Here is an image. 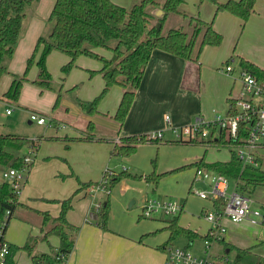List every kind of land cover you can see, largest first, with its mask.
Instances as JSON below:
<instances>
[{
  "label": "crops",
  "instance_id": "0c3cea01",
  "mask_svg": "<svg viewBox=\"0 0 264 264\" xmlns=\"http://www.w3.org/2000/svg\"><path fill=\"white\" fill-rule=\"evenodd\" d=\"M184 3L185 0L181 8H183ZM211 3L212 5L204 2L202 4L203 7L198 11L201 13V18L206 21H211L215 16L216 5L213 4V2ZM54 4L55 0H44L39 8H51L52 11ZM153 12L157 15L164 14L162 8H155ZM172 14L174 13L167 15L165 25ZM176 15L178 16L179 14ZM183 19L184 20H176V26H171L168 30L186 22L184 17ZM257 19H264V0L256 1L254 12L245 23L249 26L253 21H257ZM224 21L231 24V33L233 26L235 27L238 24L242 27L243 24L242 20L237 16L227 11H222L214 18V28L222 34H226L227 32L224 27ZM42 28V21L34 18L25 36L19 38L15 52L8 61V69L0 78V97L9 89L14 75H23L25 73L27 59L34 51ZM214 48H217L216 54L209 56L210 50ZM95 50L106 57L112 56V53L108 49L95 48ZM221 51L222 47L219 48L218 46L207 45L200 55L199 62H196L160 49H155L152 52L140 87L136 92L131 109L122 126L113 118L123 95L124 90L122 87L114 85L107 93L104 100L99 104V112L93 115L86 113L82 108L72 111L67 105V101L64 100V104L66 103L64 106L65 112H59V114L64 113L63 117L60 119L61 115L56 116L53 111H50L52 102L57 100L58 95L56 96L51 90L40 89V87L36 86L31 81L34 80L38 74V66L36 63L33 64V68H31L28 75L29 81L24 82L19 100L16 101L17 104L25 110L33 109L34 111L39 108L38 110L42 109L44 112H49V116H51L49 118H51L52 121L47 125L49 126L48 129L51 128L53 131L45 132L44 136L76 137L85 132H91L93 137L88 140H74L70 142L62 139L52 140L44 138L40 142L38 150L35 152L34 163L28 173L27 181L23 182L19 189L18 206L5 232L7 241L14 246H23L28 237L33 235L37 238L35 252H53L54 249L58 248L60 239L56 234H49L45 237V233L51 227V223L48 225L43 223V215L41 212H48L53 217L58 216L62 208L61 201L72 196L75 191L81 187L80 181L88 182L99 180L103 170L107 167H111L118 171V169L121 170L123 165H126L129 172L132 173L150 174L153 172L154 169L150 167L149 160L154 156L155 146L153 143L156 142L140 144L133 154L121 157L112 154L114 148V143L112 141L114 139L117 140L122 136L134 134L163 131L164 135L163 138H161L162 141L160 140L157 144L168 142L172 145H176V143L173 142L176 138L170 126L188 124L192 122L197 115L201 114L211 116L214 112H227L230 107L231 99L240 97L242 83L239 79L236 66H234V70L230 72H227L223 68L225 65L223 60L225 52L221 55ZM56 53L63 56L61 64L64 65L69 61V56L67 54L61 51ZM219 53L221 56H219ZM51 54L52 52L48 56L49 70H51ZM85 57L89 56L81 55L78 57L74 67L68 72V79H71L74 75L77 78L79 77L84 83L85 92L78 98L79 103L80 100H91L97 96L104 86L102 73L99 72L102 66L101 62L92 57H89L92 60L89 58L86 59ZM242 57L264 68V54H241L238 58L239 63ZM228 59H226V61ZM232 61L234 60L232 59ZM91 71H94V73L91 74ZM7 114L11 115L13 111ZM167 115L170 116L169 121L166 119ZM61 122L63 124H60ZM90 122H93L95 126L91 131L88 130V124ZM29 123L31 124L33 122L29 120ZM59 129L63 131L60 132ZM100 138L103 139L101 140ZM67 145H69V147H67ZM204 146H206L204 153H207L208 146ZM26 147L29 150L30 147ZM217 148L221 150L223 145H217ZM263 148L264 147L260 149ZM164 149H168V147H161V152ZM165 152L168 151L165 150ZM26 154L27 153H24L22 155ZM229 154L227 158L214 156L209 159L205 157V160L208 162L217 160L227 161L230 159L231 151H229ZM259 157L263 158V154L260 152ZM200 158L193 159L192 161L182 159L178 161L180 164L177 163L178 165H176V155H173L171 160L162 161L157 172L159 174L166 173L174 170L176 167L179 168L186 165H181V162H190L189 164H192ZM140 167L144 172L138 170ZM2 168L3 175L8 167L3 166ZM187 168L196 169L195 167ZM56 174H62V177L58 178ZM4 180L6 179L3 176L0 182ZM137 181L139 180L124 178L114 186V190L110 197L111 208L108 219V230L102 229L94 222L98 217L96 219L91 217V215H98V203L88 198L90 194L86 191L87 187L81 189L74 195L72 208L68 211L67 218L71 224L79 226V229L75 232V247L64 264L130 263V259L125 256V252L116 254L114 245L117 240L120 243L131 242L132 239L138 238L139 235L146 234L144 230L147 229L138 228L140 220L143 217L142 212L139 214L138 218L136 216H131L128 217V220H125L119 217V211L123 212V208L133 197L138 198V196L141 195L138 198L142 203L141 209L145 199L148 198V195L142 194V188H136L130 183H136ZM149 183L153 184L152 182ZM158 184H160V182ZM119 188L123 194L120 193V190H118ZM135 190L138 191L140 195L135 193ZM117 191H119L120 194L117 193ZM202 199L206 200V198ZM136 200L133 199L129 207L133 206ZM119 207H122V209L119 210ZM206 211L202 209L203 213L201 216L205 218L209 226L203 232L190 225H186L182 222L180 223L205 234L210 227V223L204 215ZM148 218L160 222L161 224L157 223L156 228L161 226L160 229L167 231L168 236H166L167 239L160 236V238L157 236L148 239V242L153 245L155 252L152 253L149 260H147V256L145 257L147 260L146 264H163L166 258V247L173 244V242H171L166 247L162 248V246L167 243L170 236L169 229L165 227L167 224L165 220L173 217H168L164 214H156ZM136 220L137 222L139 221V223L135 224L136 228L133 231L132 224L136 222ZM120 221H123L124 225H121L119 223ZM230 223L234 222L226 220L228 227ZM152 227H154V225ZM182 238L187 239L186 237ZM188 241L185 247L192 245L195 240ZM156 249H162L163 251L158 252ZM225 250L228 254L229 252H227L226 246ZM11 263L31 264L32 256L28 251L20 248L13 254Z\"/></svg>",
  "mask_w": 264,
  "mask_h": 264
},
{
  "label": "trees",
  "instance_id": "16d2710c",
  "mask_svg": "<svg viewBox=\"0 0 264 264\" xmlns=\"http://www.w3.org/2000/svg\"><path fill=\"white\" fill-rule=\"evenodd\" d=\"M33 0H0V78L8 69V61L12 58L18 44L24 20L26 18V5ZM204 1V0H200ZM216 5V15L222 11H228L240 18L244 23L254 12L257 0H209ZM184 0H140L130 8L115 2L114 0H55L49 20L52 28L48 37L40 36L36 42L33 53L27 59V66L23 75H14L9 89L2 95L10 101H18L23 84L28 80V70L33 64L38 66L37 78L33 83L42 89L52 88V73L48 68V56L54 50L61 51L69 56V61L63 65V71L68 73L81 55H86L99 60L102 64L99 72L102 73L104 86L101 92L91 100H80L81 108L88 114L99 112V104L114 85L123 88V95L113 118L122 126L131 109L136 92L140 87L152 52L160 49L177 55L187 60L199 62L200 55L207 45L219 46L223 41V34L214 28V19L206 21L199 15L189 14L181 8ZM162 8L163 15H157L153 10ZM176 13L189 21L190 31L183 26L172 27L166 33L163 32L167 15ZM105 48L111 53L106 57L95 50ZM231 59L227 60L229 64ZM240 66L259 79H264V68L256 63L241 58ZM94 71H91L93 74ZM58 94L55 106L59 103ZM234 105L235 99H231ZM94 123L88 124V130H93ZM148 133L122 136L120 140H113L112 154L121 157L133 154L138 145L147 142H160L161 139L148 137ZM93 137L91 132H85L80 136H39L31 139L14 133L0 132V166L19 168L24 165L25 155L18 151L24 147H33L38 150L40 142L46 139H62L67 142L74 140H88ZM247 132H243L237 142L226 143L230 147L231 156L227 161L217 160L208 162L205 156L196 162L177 169L195 167L223 174L239 188V190L251 195L259 185H264L263 158L257 157L258 165L243 164V161L235 151L236 146L245 142ZM101 140L103 138H100ZM117 141V142H116ZM162 141V140H161ZM175 143H181L174 140ZM184 143V142H182ZM187 143V142H186ZM189 143V142H188ZM194 144L222 145V140L207 141L199 140ZM69 147V145H67ZM34 163V162H33ZM33 163L30 167L33 166ZM156 165V164H155ZM167 173V172H166ZM166 173L159 174L153 170L150 174L132 173L129 170H120L111 180L109 187L113 188L124 178L145 179L157 185ZM27 181V179H26ZM81 187L67 199L61 201L62 208L58 216H52L48 212H41L43 223L51 227L46 231L56 234L60 244L53 252H35L37 238L30 235L23 246L10 244L8 264H12L13 254L21 249L29 252L32 256L31 264H64L73 251L76 243L75 232L79 226L71 224L67 218L68 211L72 208L74 195L81 189H85L93 181L82 182ZM19 192L10 180L0 182V223L4 220L7 211L6 229L10 223L15 209L18 206ZM110 195L101 201L98 208V218L94 221L104 230H108L110 214ZM182 213V212H181ZM181 213L173 218H168L166 228L170 236L166 244L173 242L178 237H186L188 240L203 239L207 234L184 226L180 223ZM226 249H235V255L231 264H264V255L257 252L254 246L240 247L230 244L223 239ZM229 251V252H230ZM64 256V257H63Z\"/></svg>",
  "mask_w": 264,
  "mask_h": 264
},
{
  "label": "rangeland",
  "instance_id": "374dc122",
  "mask_svg": "<svg viewBox=\"0 0 264 264\" xmlns=\"http://www.w3.org/2000/svg\"><path fill=\"white\" fill-rule=\"evenodd\" d=\"M43 1L44 0H33L32 2L27 3L26 9H25L26 18L24 20L23 29L20 35L21 38L25 36L34 18L40 19L42 21L43 28L39 36L48 37L49 32L51 31V28L53 25L52 22L49 20L51 8L49 9L45 7L39 8ZM114 1L124 5L127 8H130L135 2H138L140 0H114ZM158 1L163 2L164 0H158ZM204 2H207L208 4L212 5V3L209 0H204V1L185 0V3L182 9L189 14L199 15L200 17H202L201 13L198 11L201 10V8L203 7L202 4ZM193 11H196V12H193ZM215 17H216V11H215L214 18ZM176 20H184V19L182 15L180 14L178 16L175 13L172 14V16L168 18V22L166 23V25H164L163 32L165 33L168 30V28L171 26H176V23H177ZM185 20L186 22H183L179 25L180 26L183 25V28L190 31L191 27L189 25V21L186 18ZM224 27L227 32L226 34H223V37H224L223 41L218 47L219 48L222 47L221 55L225 52V55L223 57L224 64L226 65L227 63L226 59L228 58L231 59L229 64H231L232 66H236L237 73H239L240 71V63L238 61L239 55L241 54L247 55V53L248 54H257V53L264 54V19H257V21H253L252 24H250L249 26L246 25L245 23V26L243 28L237 24L235 27L233 26L232 33H231V28H230L231 24H229L227 21H224ZM56 52H58V50L53 51L51 54L52 57H50L51 58L50 59V64H51L50 71L52 73V81H51L52 88H45V89L51 90L52 92L56 94V96L58 94L61 95L59 103L55 106L56 101H53L50 107V111L51 112L53 111V113L56 116L61 115L60 116V119H61L64 113L59 114V112H65L64 106L66 103H68L67 105L70 107L72 111L74 109L75 110H79V108L81 109V105L79 103L78 98L80 97L81 94H84L85 86H84L83 81H81L79 77L77 78L73 75L71 79H68L69 74L63 71V64H61L63 56L61 54H57ZM216 52H217V48L210 50L209 56L215 55ZM221 55L219 53V56ZM85 58L88 59L89 57H85ZM232 59L234 61H232ZM32 66L28 70L27 75H29L31 68H33ZM26 81H29V78ZM31 81L33 83V80ZM35 85L40 87L37 84ZM83 86H84V89H83ZM40 89L42 88L40 87ZM104 98L102 100H104ZM64 100L67 101L65 104H64ZM8 107L11 108V110L13 111V114L11 115L7 114ZM38 109L34 110V112L44 114L48 117H51L49 116L50 115L49 112L45 111L46 112L45 113L44 110L42 109L38 110ZM31 111H33V109L25 110L24 108L20 107L16 101H10L9 99L5 97H0V132L1 133H14L17 135L27 136L31 139H35V138H38L39 136H44L45 132L53 131V129L51 130V128L48 129L49 126L47 124L41 125V124H38L37 122H33L30 124L29 120H31L30 119ZM166 117L170 118L169 115H167ZM60 124H63V123L61 122ZM59 131L61 132L63 130L59 129ZM56 140H61V139H56ZM119 140L120 138L117 139V141ZM153 145L155 146V152H154L153 158H151L152 160L150 159L149 162H150V167L156 170V172L158 171L159 166H161L162 161H166L169 159L171 160L173 155H176V165H178L177 164L179 163L178 161L182 159H188L189 161H192L193 159L200 158L202 156H205L206 158L209 159L214 156H217L220 158L221 157L227 158L230 155L229 154L230 149L227 145H223V148L221 150H218L217 145L215 146L209 145L207 153H204L206 146H204L203 144H192V143H186V142L182 143L181 142V143H176V145L175 144L172 145L166 142L164 144L163 143H159V144L153 143ZM161 147H168V149H164L161 152ZM26 149L27 151H29L28 148L26 147L18 151L19 154L22 155L24 153H28ZM165 150H167L168 152H165ZM259 152L263 154V162L261 166L264 169V148L260 149ZM189 163L190 162H187V163L181 162V165H184V164L188 165ZM2 167L3 166H0V180L3 179V175H2L3 168ZM176 168L174 170L168 171L165 175H163L162 180L159 181L160 184H158L157 186L154 183L150 184L144 179L143 180L136 179L139 181H137L136 183L135 182H130V183L131 185H134L136 188L137 187L142 188V194L148 195L147 197L160 198V199L167 198V199L177 200L178 202H180L183 205V211L179 219L180 222L186 225H190L191 227H194L198 229L199 231L203 232L209 226V224L207 223L205 218L201 216V214L203 213L202 209H204L205 211L212 210L213 201L211 199H206V200L202 199L197 194V191L203 190V191L209 192L211 190V186L209 185L208 182H206V179H203V178L201 179L195 176L196 169L184 168V169L176 170ZM138 170L140 172H144L141 169V167ZM118 171H120V169H118ZM103 172H102L101 178L93 182H100L103 177ZM61 177H62V174L61 175L59 174L58 178H61ZM130 179L132 180L133 178H130ZM231 189L233 190V186H231ZM113 190H114V187L111 188L110 193L99 190L95 196L88 195V198L95 203H99L100 201H104V199H106L107 196L110 195L111 197ZM118 190H120V193L123 194L120 188ZM117 193H119V191H117ZM135 193L140 195V193L136 190H135ZM140 196H138V198ZM138 198L133 197L131 200H129L127 205L123 208L124 211L123 212L119 211V217L125 220H128V217H131V216H136L138 218L139 214H141L142 212V209H141L142 203L140 199ZM133 199L135 200L137 199L136 203L133 204V206L129 207L132 204ZM251 199L253 200L251 209L259 210L261 213V216L258 218H255L256 221L244 220L237 224H235L236 222L230 223L229 227L226 224L227 226L225 227H226L227 232L225 236V241L229 242L230 244L237 245V246L252 245L258 252L264 254V185H259L256 188L254 193L251 194ZM121 209L122 207H119V210ZM226 220L229 221V219H226ZM119 223L121 225H124L123 221H120ZM137 223H139V221L137 222L136 220V222L132 224L133 231L136 228L135 224ZM157 223L161 224L160 222L154 221V219H150V218L143 216L142 219L140 220V224L138 225V228L147 229V230H144L146 234L139 235L138 238L132 239L131 242L120 243L117 240V242L114 245L116 254L125 252V256H127V258L130 259V263L128 264H146L147 260L151 258L152 253L155 252L153 245L150 242H148L149 241L148 239L151 237H157V236L165 237L167 239L166 236H168L167 231H163L164 229L163 230L160 229L161 226H158V228H156ZM153 225L154 227H152ZM150 229H153V230H150ZM188 242L189 241L187 239L180 237V238H176V240H173V245L185 247V245ZM187 248L193 253H196L198 255H203L205 251L204 240L197 239L192 243V245L188 246ZM156 251L161 252L163 250L156 249ZM211 253L213 256H216V257H222L225 255H228L232 259L233 256L235 255V249L230 251L227 254L224 243L215 242L211 246ZM146 256L148 257L147 260L145 258Z\"/></svg>",
  "mask_w": 264,
  "mask_h": 264
},
{
  "label": "built area",
  "instance_id": "2783aa9c",
  "mask_svg": "<svg viewBox=\"0 0 264 264\" xmlns=\"http://www.w3.org/2000/svg\"><path fill=\"white\" fill-rule=\"evenodd\" d=\"M223 68L227 72L234 70L231 64H226ZM239 79L242 83L241 95L235 99L234 105L230 104L227 112H214L211 116L197 115L188 124L170 126V128L176 140L181 142L222 140V145L237 142L243 132H247L245 142L232 147L235 148L244 165H258L259 149L264 147V79L257 78L241 66ZM11 111L8 107L7 113ZM30 119L42 125L52 121L48 116L34 111H31ZM166 119L169 121L168 117ZM148 134V137L153 139H161L164 135L163 131ZM35 152V148L30 147L25 155L23 166L7 168L3 173L5 179L10 180L18 192L21 184L27 179L30 165L34 162ZM121 170H128V168L123 165ZM117 172L111 167L105 168L101 181L90 184L86 191L92 196H95L99 190L110 193V180ZM196 177L206 179L211 186L209 192L202 190L197 191V194L213 201L212 210L204 214L210 223L206 232L207 236L204 238V254L198 255L187 247L170 244L166 247V258L163 264H231L232 259L228 255L216 257L211 253L213 243L225 239L226 219L234 223L244 220L256 221L255 218L260 217L261 213L259 210L251 209L253 203L251 195L239 190L227 176L210 170L197 169ZM100 205L101 201L97 205L98 208ZM182 211L183 205L177 200L148 197L143 203L142 216L148 218L156 214H164L175 217ZM9 213L7 211L4 220L0 223V264H8L11 252L10 243L5 238L6 219Z\"/></svg>",
  "mask_w": 264,
  "mask_h": 264
},
{
  "label": "water",
  "instance_id": "95a60500",
  "mask_svg": "<svg viewBox=\"0 0 264 264\" xmlns=\"http://www.w3.org/2000/svg\"><path fill=\"white\" fill-rule=\"evenodd\" d=\"M91 217L93 218V219H96L97 217H98V215L97 214H95V215H91ZM230 250L229 249H227V252H229Z\"/></svg>",
  "mask_w": 264,
  "mask_h": 264
}]
</instances>
